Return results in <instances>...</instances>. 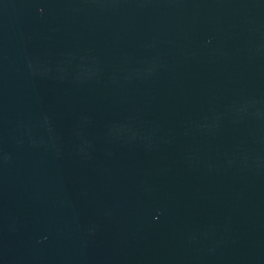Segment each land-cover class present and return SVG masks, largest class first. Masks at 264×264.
<instances>
[{
  "label": "water",
  "instance_id": "obj_1",
  "mask_svg": "<svg viewBox=\"0 0 264 264\" xmlns=\"http://www.w3.org/2000/svg\"><path fill=\"white\" fill-rule=\"evenodd\" d=\"M0 264H264V0H0Z\"/></svg>",
  "mask_w": 264,
  "mask_h": 264
}]
</instances>
